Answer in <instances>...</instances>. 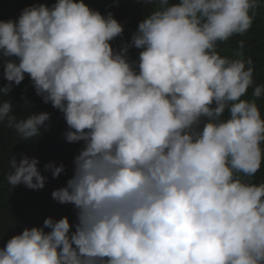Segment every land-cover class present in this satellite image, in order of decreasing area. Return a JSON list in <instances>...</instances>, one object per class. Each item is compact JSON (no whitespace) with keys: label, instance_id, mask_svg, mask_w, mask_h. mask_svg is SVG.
I'll return each mask as SVG.
<instances>
[{"label":"clouds","instance_id":"obj_1","mask_svg":"<svg viewBox=\"0 0 264 264\" xmlns=\"http://www.w3.org/2000/svg\"><path fill=\"white\" fill-rule=\"evenodd\" d=\"M145 2L158 7L119 50L123 25L84 0L34 3L0 20L3 79L27 75L62 113L66 141L83 142L66 186L51 193L73 206L75 222L24 228L0 248V264H264V182L250 179L264 162V84L241 51L217 50L249 31L258 0ZM10 111L0 106V123L24 140L49 119ZM38 163L10 159L8 184L42 189Z\"/></svg>","mask_w":264,"mask_h":264},{"label":"trees","instance_id":"obj_2","mask_svg":"<svg viewBox=\"0 0 264 264\" xmlns=\"http://www.w3.org/2000/svg\"><path fill=\"white\" fill-rule=\"evenodd\" d=\"M55 0H0V20H15L21 10L34 3L52 4ZM175 2V0H171ZM91 9L102 15L108 12L123 25L122 36L112 42L114 49L119 50L123 44H130L132 34L136 31L139 21L151 13L158 4L146 3L145 0H84ZM259 7L255 10L252 27L243 36H234L229 41L218 45L221 56L229 59L239 58L237 51L243 53L245 59L252 61L254 81L257 85L264 84V0H258ZM251 14V13H250ZM243 41L244 47H238ZM138 50L129 47L128 57L135 60ZM9 86L7 93H0V106L4 102L11 104L10 115L16 119H26L29 115L42 112L49 114V119L38 128L37 135L24 140L13 128L7 126V121L0 123V248L12 236L19 234L24 228L41 227L45 218L59 220L67 217L70 224L75 222V210L72 205H61L52 199L51 193L65 187L74 169L75 156L83 147V142L70 144L65 135L69 130L62 113L45 104L37 96L31 81L25 79L19 84H9L3 79V68L0 66V88ZM242 99H252V89ZM261 116L264 118V96L256 100ZM227 115V113H225ZM223 119V117H222ZM27 156L39 161L37 169L45 178L44 187L39 190L27 189L24 185L12 187L7 182V176L12 172L9 161L19 160ZM46 164L55 167L64 166V171L58 176H52V170L45 171ZM253 183L264 182V162L254 177ZM48 231V229H45Z\"/></svg>","mask_w":264,"mask_h":264}]
</instances>
